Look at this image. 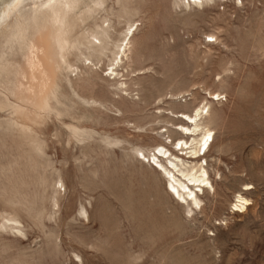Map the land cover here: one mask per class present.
<instances>
[{
    "label": "rangeland",
    "instance_id": "1",
    "mask_svg": "<svg viewBox=\"0 0 264 264\" xmlns=\"http://www.w3.org/2000/svg\"><path fill=\"white\" fill-rule=\"evenodd\" d=\"M198 3L24 0L3 22L0 264H264V0ZM197 107L192 161L170 112ZM159 146L207 163L200 210Z\"/></svg>",
    "mask_w": 264,
    "mask_h": 264
},
{
    "label": "bare ground",
    "instance_id": "2",
    "mask_svg": "<svg viewBox=\"0 0 264 264\" xmlns=\"http://www.w3.org/2000/svg\"><path fill=\"white\" fill-rule=\"evenodd\" d=\"M24 0H0V27L3 26V22L11 16L23 3ZM32 4H36L37 1H42L43 3H49L52 0H29ZM206 0H200L198 3L200 6L205 3ZM190 3V0H188ZM136 30V29H135ZM134 30V31H135ZM134 31L130 34L129 32L126 33L124 40L126 39L128 33L130 37L126 41L125 47L123 46V42L119 45L118 53H121V57L119 63L123 62V57H128V52H130V47L127 48L128 44L131 42V38L134 36ZM213 36V35H207ZM121 51V52H120ZM130 57V56H129ZM117 56L115 57V59ZM116 61V60H115ZM115 64V63H114ZM118 64L115 67H112V71L117 69ZM209 98L213 99L215 93L209 92ZM205 107V106H203ZM203 109L197 107L192 113L186 111H171V116L176 118L179 122L175 125V129L173 131H179L181 134H185L188 139L179 138L174 141L180 147V151H184V149L189 150L188 153L190 154L189 158L192 161H197L196 155L200 150H204L203 157H205L210 150L212 145L213 136L211 129L207 127H201L200 121L203 118ZM168 131V130H165ZM179 133V134H180ZM196 137H198L196 141ZM191 139V140H190ZM171 141V140H170ZM196 141V142H195ZM172 142V141H171ZM196 143L197 147H193V144ZM177 148V147H176ZM187 153V151H186ZM169 151L165 149L164 146H159L157 152H154V161L161 173L163 172L169 179V188L172 189L173 193L176 194L177 198L181 199V203L190 206L191 209H201V199L200 196L203 195L205 192L209 190H213V185L209 180L208 171L206 169L207 163H195L194 166L186 171L181 170L178 167L177 162H182L179 157H174L171 159V154L168 158H166V167L161 164V157H165L169 155ZM156 169V168H155ZM250 188L247 187L245 190ZM167 192L170 194L168 188ZM238 210L246 209L245 207L248 205V200L241 195L237 196ZM237 209V208H236Z\"/></svg>",
    "mask_w": 264,
    "mask_h": 264
},
{
    "label": "snow or ice",
    "instance_id": "3",
    "mask_svg": "<svg viewBox=\"0 0 264 264\" xmlns=\"http://www.w3.org/2000/svg\"><path fill=\"white\" fill-rule=\"evenodd\" d=\"M211 39V38H210Z\"/></svg>",
    "mask_w": 264,
    "mask_h": 264
}]
</instances>
